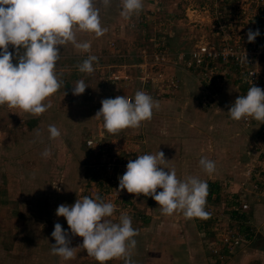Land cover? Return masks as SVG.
Returning <instances> with one entry per match:
<instances>
[{"label":"rangeland","instance_id":"374dc122","mask_svg":"<svg viewBox=\"0 0 264 264\" xmlns=\"http://www.w3.org/2000/svg\"><path fill=\"white\" fill-rule=\"evenodd\" d=\"M143 4L125 19L120 15L122 0H110L107 6L97 3L107 30L100 37L77 32L78 40L90 43L87 53L70 42L58 46L55 70L62 83L47 98L51 107L44 113L0 105V264H73L74 259L78 264H99L78 247L83 238L73 235L66 219L56 215L58 205L97 194L116 205L111 219L127 214L138 229L131 258L148 257L161 240L165 250L171 245L175 249L168 239L172 232L173 238L177 233L191 237L195 254L209 252L213 264H229L234 254L221 239L231 232L242 238L251 235L237 250L245 245L253 251L254 246L257 250L248 253L250 259L264 264L262 124L230 118L228 109L241 92L235 81L224 80L213 92L179 60L197 45L217 40L213 29L219 13L223 23L232 27L237 21L243 31L247 21L259 22L252 17L264 11V0H143ZM8 50L15 63L17 50L12 45ZM89 54L99 58L94 71H79ZM80 79L88 87L76 96L71 89ZM137 90L159 102L152 118L136 128L108 132L95 117L101 101L132 97ZM50 124L59 129V138H49ZM46 148L52 153L48 158L41 155ZM158 150L168 160L162 166L174 168L179 179L193 175L217 183L218 192L206 196L207 218H186L182 211L165 215L151 196L143 194L120 190L117 196L118 176L128 160ZM201 157L215 161L213 174L201 169ZM57 222L69 230L71 246L77 247L68 260L51 251ZM151 261L142 262L154 264Z\"/></svg>","mask_w":264,"mask_h":264},{"label":"clouds","instance_id":"9594fccd","mask_svg":"<svg viewBox=\"0 0 264 264\" xmlns=\"http://www.w3.org/2000/svg\"><path fill=\"white\" fill-rule=\"evenodd\" d=\"M97 3L109 5L110 0H0V105L18 107L27 113L40 115L49 107L47 98L61 87L62 81L56 74V62L60 47L72 43L76 49L89 52L90 43L77 39V32L100 37L107 30L101 24L100 8ZM143 0H122L120 15L131 18L142 10ZM260 30L249 29L247 40L254 42ZM12 45L17 50L13 63ZM246 59V54H244ZM96 55H87L79 65V71L92 73ZM247 60V59H246ZM88 85L83 79L72 87L73 95L85 92ZM159 107L150 94L137 90L132 97L104 98L95 117L102 119L103 127L115 133L125 128H136L150 120L153 109ZM231 119L252 118L264 123V89L251 85L246 94L239 95L227 112ZM49 138H59V129L50 124ZM41 155L48 158L51 149ZM164 152L144 153L129 159L125 172L118 176L117 196L120 190L151 196L158 203L161 213L172 215L182 211L186 218H207V181L190 175L179 179L176 170L167 169ZM201 169L208 175L215 171V161L201 157ZM161 189L157 191V189ZM116 205L105 202L97 194L95 198L83 196L73 204L62 203L56 215L64 217L73 235L82 237L78 247L86 249L99 264L113 258H123L124 264H135L131 250L136 246L138 234L131 216L121 213L117 220L111 219ZM54 237L51 251L64 260L72 258L77 247L71 246L69 230L57 222L51 233Z\"/></svg>","mask_w":264,"mask_h":264},{"label":"built area","instance_id":"2783aa9c","mask_svg":"<svg viewBox=\"0 0 264 264\" xmlns=\"http://www.w3.org/2000/svg\"><path fill=\"white\" fill-rule=\"evenodd\" d=\"M252 18H259L243 31L239 29L236 21L235 26H229L222 21L221 13L216 16L213 31L217 40L197 45L187 55L186 60L181 55L179 60L188 69L200 75L201 80L216 92L218 86L224 80L236 82L241 88L240 95L246 94L251 85L264 89V11ZM260 30V35L254 42L247 40L249 29ZM246 54V59L244 58ZM118 79V78H117ZM247 124H262L252 118L241 119ZM89 145L93 141L88 142ZM248 205H243L246 211ZM222 242L228 249L237 247L244 239L238 233H226L222 236Z\"/></svg>","mask_w":264,"mask_h":264},{"label":"crops","instance_id":"0c3cea01","mask_svg":"<svg viewBox=\"0 0 264 264\" xmlns=\"http://www.w3.org/2000/svg\"><path fill=\"white\" fill-rule=\"evenodd\" d=\"M218 177H221L223 175L221 174H217ZM222 178V177H221ZM208 182H213L211 179L207 181ZM217 184V183H216ZM169 230H171L169 228ZM178 230H176L177 233ZM172 232H170V234L168 233V239L171 240L170 242L175 243L176 247L174 249V245H171V249H169L168 251L165 250V243L164 241L162 242L161 240V245L159 246V249H157V247L155 248V252L152 251L150 249V251L148 252V257L144 258V257H140L138 256L136 257H132L131 259L135 261V264H143V262L146 261L148 263H150V260L152 259L151 263L154 264H213L211 262L212 258H209L211 256H209V252H205L207 253L206 255L202 256L200 254V251L198 254H195L194 251H192V246H191V242H192V238L188 236H185L183 238H180L182 236H177V234L174 236V238L172 237L173 234H171ZM243 235V239H244V243H247V239L251 238V235L246 234H242ZM187 237V238H186ZM165 239V237H164ZM163 239V240H164ZM180 245L181 247H178L179 249H177V246ZM247 246V245H246ZM245 245H243L241 248H239V250H237V247L231 249V253L234 254L232 257H230V261L229 264H252L250 262V253H252L254 250V246H252V250L248 248V249H244ZM236 250V253H235ZM240 251V252H237ZM250 252V253H249ZM238 253V254H237ZM249 253V254H248ZM151 255V256H150ZM248 255V256H247ZM256 258V257H254ZM254 260V259H253ZM261 260V259H259ZM143 261V262H142ZM116 262V263H114ZM253 262V261H252ZM79 262L76 261L75 259L73 260V264H78ZM108 264H124V260L123 258H119L117 261H113L111 263V261H108Z\"/></svg>","mask_w":264,"mask_h":264},{"label":"trees","instance_id":"16d2710c","mask_svg":"<svg viewBox=\"0 0 264 264\" xmlns=\"http://www.w3.org/2000/svg\"><path fill=\"white\" fill-rule=\"evenodd\" d=\"M207 185H208L207 194H208L209 197H211L213 193H217L218 192L219 187H218V185L216 183L208 182ZM256 263L259 264L260 260H256V259L253 260L252 264H256Z\"/></svg>","mask_w":264,"mask_h":264}]
</instances>
